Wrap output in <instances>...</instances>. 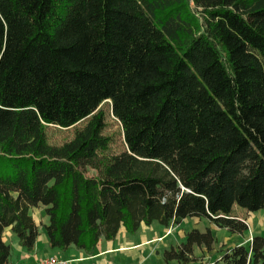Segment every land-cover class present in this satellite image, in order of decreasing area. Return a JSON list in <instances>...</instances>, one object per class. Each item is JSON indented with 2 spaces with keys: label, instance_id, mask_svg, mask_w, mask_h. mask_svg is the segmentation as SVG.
I'll return each mask as SVG.
<instances>
[{
  "label": "trees",
  "instance_id": "16d2710c",
  "mask_svg": "<svg viewBox=\"0 0 264 264\" xmlns=\"http://www.w3.org/2000/svg\"><path fill=\"white\" fill-rule=\"evenodd\" d=\"M33 207L50 248L87 254L140 223L247 230L235 209L264 211V0H0V264L6 230L33 251ZM214 243L191 228L162 261ZM215 261L264 264V234Z\"/></svg>",
  "mask_w": 264,
  "mask_h": 264
},
{
  "label": "crops",
  "instance_id": "0c3cea01",
  "mask_svg": "<svg viewBox=\"0 0 264 264\" xmlns=\"http://www.w3.org/2000/svg\"><path fill=\"white\" fill-rule=\"evenodd\" d=\"M33 211H35L37 217L34 216ZM40 211H42V207H33L31 209L32 216L39 225V234L33 251L28 252L18 244L16 238L9 230L5 231V239L10 242L12 248L10 258L11 264H34L38 258L47 255H56L64 259L73 260L70 264H124L127 260L134 261L135 264H159L156 260L159 259L162 261V250L170 245H176L183 240L185 231L180 229V226L185 221L190 222L191 228H196L199 223L203 222L207 225L206 228H209L215 236V243L211 251H205L203 248L194 246V254L204 260L210 259L215 261L220 254V244H224L226 242L225 239L231 241L233 245L247 243L249 239V229L243 233H231L224 228H219L211 224L207 220L190 217L185 218L180 224L168 228L170 230L174 229V237H171L173 233L166 234V228H163L162 231H154V234H148L147 230L150 229L153 223L150 225L140 223L138 229L133 233H129L124 227H121L113 239H100L91 254L84 253L83 250L74 246H70L66 250L61 251L48 246L47 237L40 226L47 221V217L43 213H40ZM251 214L252 213H249V216L246 218L247 220H249ZM250 223L253 224V221ZM247 225L249 226V224ZM255 230L256 227L253 228V234H256L257 231ZM216 231L221 237L226 233L227 237L224 240L219 239V241H217L218 235ZM138 232L140 235L135 238ZM231 246L225 243L221 248ZM53 251H59L60 253L57 252L54 254L52 253ZM152 257L155 259L156 263H154L155 261L153 259L151 260ZM215 264H220V262L215 261Z\"/></svg>",
  "mask_w": 264,
  "mask_h": 264
},
{
  "label": "rangeland",
  "instance_id": "374dc122",
  "mask_svg": "<svg viewBox=\"0 0 264 264\" xmlns=\"http://www.w3.org/2000/svg\"><path fill=\"white\" fill-rule=\"evenodd\" d=\"M104 106H106V104H104ZM108 108V106H106ZM120 132V125L119 123L114 119V117L109 113L107 115V133L108 134H111L112 137H113V143H112V149L115 150V151H119L122 149L123 147V142H122V136H120L119 134ZM71 134H72V131L71 129H59V128H56V127H53V126H49L47 128V136L49 138V141L53 144H60L62 143L63 141H66L68 139L71 138ZM235 211L237 212V215L241 218H244L246 223L249 224V226L247 225L248 229H249V237H251L252 235H254L252 232H253V228L256 227V234H264V211L263 210H259L257 212H247V211H244L242 209H235ZM40 213H43L42 211H40ZM249 213H252L250 215V218L249 220L253 221V224H251L249 220H247L246 218L249 216ZM33 214L35 217L36 214H35V211H33ZM253 226V227H252ZM207 225L204 224L203 222L202 223H199L196 228L199 229L200 231H204L206 228ZM164 227H162L161 225H159L157 222H153V224L151 225L150 229L147 230V233L148 234H154V231H162ZM180 229H183L185 232L189 231L191 229V226H190V222L189 221H185L181 224L180 226ZM209 229V228H208ZM247 229V230H248ZM168 230V229H167ZM174 229L170 230L169 233H166V234H172L173 235L171 237H174ZM245 230V231H247ZM224 232V231H223ZM218 237H217V241H219V239L221 240H224L226 237H227V234L224 233V236L221 237V235L218 234V232L216 231ZM165 234V235H166ZM140 233L138 232V234L135 236V238L139 237ZM225 243L229 246L233 245V243L231 241H228L225 239ZM224 244H220V250H222L223 248V245ZM50 250V249H48ZM164 250V249H163ZM162 250V251H163ZM60 253L59 251H53L52 253ZM199 257V256H198ZM154 260L155 259L152 257L151 260ZM161 259H162V253H161ZM204 260L203 258H200V261ZM207 260V259H206ZM159 264H162L163 261H160L159 259L156 260ZM156 261L154 263H156ZM199 261V262H200ZM124 264H135L134 261H126ZM164 264V263H163Z\"/></svg>",
  "mask_w": 264,
  "mask_h": 264
},
{
  "label": "built area",
  "instance_id": "2783aa9c",
  "mask_svg": "<svg viewBox=\"0 0 264 264\" xmlns=\"http://www.w3.org/2000/svg\"><path fill=\"white\" fill-rule=\"evenodd\" d=\"M170 229L167 230L166 233H169ZM251 237H249L250 239ZM71 261L69 259H64L56 255H47L44 257L38 258L34 264H70ZM199 264H215V261L207 259V260H202L199 262Z\"/></svg>",
  "mask_w": 264,
  "mask_h": 264
}]
</instances>
